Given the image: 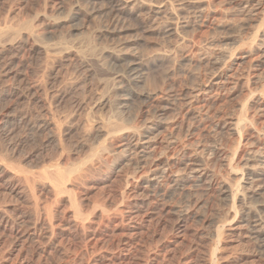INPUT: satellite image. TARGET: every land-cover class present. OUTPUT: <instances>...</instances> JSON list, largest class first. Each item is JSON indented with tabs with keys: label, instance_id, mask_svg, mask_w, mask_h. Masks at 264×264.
<instances>
[{
	"label": "rangeland",
	"instance_id": "obj_1",
	"mask_svg": "<svg viewBox=\"0 0 264 264\" xmlns=\"http://www.w3.org/2000/svg\"><path fill=\"white\" fill-rule=\"evenodd\" d=\"M27 24L64 50L0 51V264H264V0H0L1 39Z\"/></svg>",
	"mask_w": 264,
	"mask_h": 264
},
{
	"label": "bare ground",
	"instance_id": "obj_2",
	"mask_svg": "<svg viewBox=\"0 0 264 264\" xmlns=\"http://www.w3.org/2000/svg\"><path fill=\"white\" fill-rule=\"evenodd\" d=\"M117 1H119V0H117ZM116 2V1H115ZM113 3V2H112ZM117 3V2H116ZM121 3V2H120ZM119 3V4H120ZM127 3V2H126ZM124 5V4H123ZM127 6V5H126ZM118 7V6H117ZM124 7V6H123ZM122 7V8H123ZM118 9V8H117ZM120 9H121V6H120ZM122 12H123V10H122ZM161 12V11H160ZM195 16V15H194ZM4 22V21H3ZM179 22V21H178ZM26 25V24H25ZM28 25V24H27ZM21 26V25H20ZM24 26V25H23ZM1 28V27H0ZM15 28V27H14ZM20 28V27H19ZM21 28H23V27H21ZM31 28H33V27H29V25L28 26H25L22 30H25V31H21L20 29H18V30H15V29H13L11 32H9V34L6 36V39H1V36H3V34H6V33H4L2 30H0V51L3 53V52H8V51H13V50H15L18 46H21L20 44H22L24 41H25V39H30V40H33V42H34V46H35V48H36V50L40 53V55H42V57L44 58V60H42L40 63L41 64H43L42 62L43 61H45V63H44V65H46V60H48L49 61V59L51 58V55L52 54H55V53H57V54H59L58 52L60 51H63L64 49L63 48H61V46L59 47L58 45H55V44H47V43H44L43 42V40H42V42H40L39 40H37V38H36V35H35V33H33V31H32V29ZM6 29V28H5ZM4 29V30H5ZM11 29H12V26H11ZM34 29V28H33ZM10 31V30H9ZM8 32V31H7ZM80 32V31H79ZM46 33V32H45ZM47 34V33H46ZM38 35V34H37ZM82 36V35H81ZM94 36V35H93ZM43 37H44V35H43ZM95 37V36H94ZM4 38V37H3ZM39 38H41V37H39ZM95 39V38H94ZM61 41V40H60ZM91 41V40H90ZM28 42H29V40H28ZM66 42V41H65ZM27 43V42H26ZM60 44V43H59ZM90 44H91V42H90ZM93 44V43H92ZM97 44V43H96ZM24 46V45H23ZM26 46V45H25ZM87 46H88V44H87ZM72 47H73V45H72ZM79 47V46H78ZM94 47V46H93ZM96 47V46H95ZM20 48V47H19ZM34 48V47H33ZM67 48V47H66ZM71 48V47H70ZM84 48V47H83ZM82 48V49H83ZM18 49V48H17ZM23 49V48H22ZM72 49V48H71ZM82 49H81V51L79 52V50L78 51H76L77 52V54H78V52L80 53V55H78V56H80V58L81 57H84V55H85V53L87 54L88 52H90V51H92L93 50V48H88L87 50H85V49H83L84 51H82ZM95 49V48H94ZM109 49V48H108ZM107 49V50H108ZM35 50V51H36ZM74 50V49H73ZM19 51H21L20 49H19ZM65 51H66V49H65ZM72 51V50H71ZM71 51H69V52H71ZM93 51H95V50H93ZM97 51V50H96ZM109 51H110V49H109ZM113 51V50H112ZM115 52V51H114ZM27 53V52H26ZM38 53V54H39ZM68 53V52H67ZM11 54H12V52H11ZM116 54V53H115ZM114 53H111L110 52V54L108 55V57L109 56H111V57H114V59H116V60H119V59H121V57L120 56H117V55H115ZM5 55V54H4ZM8 55V54H7ZM26 55V54H25ZM14 56V55H13ZM12 56V57H13ZM17 56H18V54H17ZM16 56V57H17ZM91 56V55H90ZM98 56V55H97ZM8 57V56H7ZM10 57V56H9ZM12 57H11V59H12ZM39 57V56H38ZM41 56H40V58H42ZM86 57H88V56H86ZM99 57V56H98ZM39 58V59H40ZM53 58H56V56H54ZM90 58H92V57H90ZM7 59H9V58H7ZM10 59V60H11ZM24 59V58H23ZM27 59V58H26ZM52 59V58H51ZM89 59V58H88ZM95 59H96V57H95ZM102 59V58H101ZM1 60V59H0ZM10 60H9V62H10ZM82 60V59H81ZM84 60V59H83ZM87 60V59H86ZM92 60H94V59H92ZM92 60H90L91 61V63H92ZM103 60V59H102ZM7 61V60H6ZM5 61V62H6ZM12 61H14V60H12ZM96 61V60H95ZM95 61H93V63L95 64ZM98 61H99V59H98ZM61 62V61H60ZM82 62H85V61H82ZM87 62H88V60H87ZM16 63V62H15ZM39 63V62H38ZM92 63V64H93ZM130 63V62H129ZM5 64V63H4ZM10 64V63H9ZM41 64H40V66H41ZM47 64H48V62H47ZM65 64V63H64ZM87 64V63H86ZM90 64V63H89ZM100 64V63H99ZM113 64V63H112ZM215 64H217V63H215ZM3 65V64H2ZM15 65V64H14ZM101 65V64H100ZM99 65V66H100ZM138 65V63H136V61H134V63H130V65L129 66H126L127 68L125 69V73H124V71H123V74H125V75H121V76H119V83H123L125 80L127 81V83L129 82H133V80H135L137 77L136 76H138V74H137V66ZM5 67H8V65H4ZM16 66V65H15ZM92 66V69H93V65H91ZM98 66V65H97ZM213 66L215 67V65L213 64ZM2 67V66H1ZM18 67H19V64H18ZM45 67V66H44ZM76 67V66H75ZM89 67H90V65H89ZM40 68V67H39ZM100 67H98V68H95V69H99ZM13 69V68H12ZM28 69V68H27ZM42 69H43V66H42ZM45 69V71H46V69H48V68H44ZM91 69V68H90ZM103 69V68H102ZM124 69V68H123ZM0 70H2V69H0ZM10 70V69H9ZM14 70V69H13ZM94 70V69H93ZM139 70H140V67H139ZM11 71V70H10ZM44 71V72H45ZM107 71H109V70H107ZM2 72V71H1ZM18 72V71H17ZM96 72L97 71H95L94 73L96 74ZM141 72H142V70H141ZM140 72V73H141ZM4 73V72H3ZM3 73H1V74H3ZM7 73L9 74V72L7 71ZM6 73V74H7ZM11 73V72H10ZM15 73V72H14ZM19 73V72H18ZM26 73V72H25ZM74 73H76V72H74ZM93 73V72H92ZM5 74V73H4ZM6 74L4 75V76H6ZM35 74V73H34ZM86 74V73H85ZM121 74V73H120ZM19 75H21V74H19ZM25 75V74H24ZM29 75V74H28ZM43 75V74H42ZM44 75H45V73H44ZM92 75V74H91ZM117 75H119V74H117ZM141 75V74H140ZM71 76H73V75H71ZM0 77H1V75H0ZM9 77V76H8ZM18 77V76H17ZM22 77H23V75H22ZM28 77V76H27ZM32 77V76H31ZM66 77V76H65ZM140 77V76H139ZM142 77V76H141ZM16 78V77H15ZM24 78V77H23ZM23 78H21V83L22 82H24V81H22V79ZM38 78V77H37ZM72 78V77H71ZM94 78V77H93ZM4 79V78H3ZM2 79V80H3ZM40 80H41V77L39 78ZM78 79V78H77ZM1 80V79H0ZM6 81L8 80V79H5ZM4 80V81H5ZM26 80V79H25ZM6 81H5V84H6ZM14 81V80H13ZM12 81V82H13ZM33 81V80H32ZM37 81V80H36ZM45 81V80H44ZM66 81V80H65ZM69 81V80H68ZM71 81H73V80H71ZM103 80H101V82H102ZM9 82V81H8ZM11 82V83H12ZM28 82V81H27ZM38 82V81H37ZM76 82H79L78 80H76ZM75 82V84H78V83H76ZM107 82V81H106ZM1 83H3V82H1ZM100 83V82H99ZM103 83H105V82H103ZM102 83V84H103ZM113 83H115V81L113 82ZM117 83V82H116ZM115 83V84H116ZM4 84V83H3ZM47 84V83H46ZM84 84V83H83ZM114 84V86H116ZM118 84V83H117ZM126 84V83H125ZM41 85V84H40ZM43 85V84H42ZM60 85V84H59ZM74 85V84H73ZM105 85H106V87H107V85H108V83H105ZM110 86H111V83L109 84ZM123 85V84H122ZM9 85H7V87H8ZM36 86H38V85H36ZM76 86V85H75ZM118 86V85H117ZM119 86H121V84L119 85ZM1 87V86H0ZM5 87H6V85H5ZM4 87V88H5ZM12 87H13V85H12ZM29 87V86H28ZM34 87V86H33ZM38 87H41V86H38ZM73 87V86H72ZM76 87H78V86H76ZM123 87V86H122ZM133 86H131V88H132ZM47 88V87H46ZM74 88V87H73ZM80 88H81V85H80ZM104 88V87H103ZM114 88V87H113ZM112 88V89H113ZM117 88V87H116ZM22 89V88H21ZM42 89V88H41ZM60 89V88H59ZM72 89V88H71ZM1 90H2V88H1ZM20 90V89H19ZM32 90V89H31ZM45 90V89H44ZM109 90V89H108ZM119 90V89H118ZM4 91V93H5V89L4 90H2V92ZM7 91H8V89H7ZM12 91V90H11ZM11 91H9V92H11ZM15 91V90H14ZM28 91V90H27ZM39 91V90H38ZM50 91V90H49ZM73 91H74V89H73ZM19 92V91H18ZM30 93H31V91H29ZM43 92V91H42ZM41 92V93H42ZM47 92V91H46ZM46 92H44V94L46 93ZM69 92H70V90H69ZM109 92V91H108ZM110 92H111V90H110ZM1 93V92H0ZM26 93V92H25ZM35 93V92H34ZM34 93H33V95H34ZM40 93V92H39ZM149 93V92H148ZM6 94H7V92H6ZM11 94H13V92L11 93ZM24 94V93H23ZM47 94V93H46ZM45 94V95H46ZM105 94V93H104ZM124 94V93H123ZM131 94H132V92H131ZM9 95V94H8ZM38 95V94H37ZM42 95V94H41ZM107 95V94H106ZM114 95V94H113ZM120 95V94H119ZM137 95V94H136ZM1 96V95H0ZM7 96V95H6ZM10 96V95H9ZM8 96V97H9ZM12 96V95H11ZM60 96V95H59ZM89 96V95H88ZM101 96V95H100ZM121 96V95H120ZM128 96V95H127ZM131 96V95H130ZM130 96H128L129 97V99H130ZM19 97H20V95H19ZM21 97H22V95H21ZM27 97V96H26ZM36 97V96H35ZM45 97H47V96H45ZM55 97V96H54ZM84 97V96H83ZM86 97V96H85ZM99 97V96H98ZM102 97L103 96H101V99H102ZM136 97V96H135ZM138 97V96H137ZM142 97L143 98H148L149 99V96L148 95H142ZM152 97V96H151ZM169 97V96H168ZM17 98V97H16ZM42 98H44V97H42ZM3 99V98H2ZM2 99H1V101H2ZM6 99V98H5ZM41 99V98H40ZM48 99V98H47ZM46 99V100H47ZM60 99V98H59ZM99 99V98H98ZM111 99V98H110ZM171 99V98H170ZM17 100V99H16ZM94 100V99H93ZM103 100V99H102ZM105 100V99H104ZM112 100V99H111ZM140 100V99H139ZM149 100H151V99H149ZM20 101V100H19ZM98 101V100H97ZM100 101V100H99ZM125 101H126V99H125ZM128 101V100H127ZM142 101H144V100H142ZM164 101V100H163ZM13 102V101H12ZM101 102V101H100ZM112 102H113V100H112ZM111 102V103H112ZM130 102V101H129ZM144 102H146V101H144ZM144 102H142V103H144ZM23 103V102H22ZM98 103V102H97ZM120 103V102H119ZM147 103V102H146ZM145 103V104H146ZM162 103V102H161ZM92 104V103H91ZM118 104V103H117ZM122 104V103H121ZM125 104V103H124ZM25 105H27V104H25ZM72 105V104H71ZM103 105H105V104H103ZM107 105V104H106ZM109 105H111V104H109ZM114 105V104H113ZM116 105V104H115ZM133 105V104H132ZM42 106V105H41ZM66 106V105H65ZM76 106V105H75ZM89 106V105H88ZM91 106V105H90ZM99 106H101V105H99ZM108 106V105H107ZM168 106V105H167ZM49 107V106H48ZM97 107V106H96ZM104 107V106H103ZM110 107V106H109ZM115 107V106H114ZM114 107H113V109H114ZM117 107V106H116ZM120 107V106H119ZM123 107V106H122ZM6 108V107H5ZM91 108V107H90ZM111 108V107H110ZM124 108V107H123ZM161 108H162V106H161ZM166 108H168V107H166ZM38 109V108H37ZM102 109V108H101ZM118 109V108H117ZM169 109V108H168ZM91 110H92V108H91ZM119 111H120V109H118ZM117 110V111H118ZM115 111V110H114ZM118 111V112H119ZM164 111V110H163ZM42 112V111H41ZM93 112V111H92ZM101 112V111H100ZM116 112V111H115ZM117 112V113H118ZM49 113V112H48ZM52 113V112H51ZM88 113V112H87ZM54 114V113H53ZM110 114V113H109ZM113 114V113H112ZM121 114H123V112H120V114H118V116L119 115H121ZM29 115V114H28ZM63 115V114H62ZM89 115V114H88ZM131 115V114H130ZM8 116H9V114H8ZM11 116V115H10ZM42 116V115H41ZM51 116H53V115H51ZM54 116H56V113H55V115ZM65 116H68V115H65ZM101 116V115H100ZM113 116H114V114H113ZM113 116H112V118H113ZM117 116V115H116ZM116 116H115V118H116ZM123 116V115H122ZM59 117V116H58ZM90 117V116H89ZM124 117H125V115H124ZM131 117H132V115H131ZM137 117V116H136ZM142 117V116H141ZM32 118V117H31ZM52 118V117H51ZM50 118V119H51ZM56 118V117H55ZM55 118L53 117L52 119H54L55 120ZM60 118V117H59ZM69 118V117H68ZM81 118V117H80ZM96 118V117H95ZM111 117H109V118H105V116H104V118L103 117H100V119H98V120H96L95 121V124H91V125H95V126H93V127H96L97 128V130H98V133H99V135H100V137L102 138H108L109 136H111L112 135V133H115L117 130H116V128L120 125V127L121 126H123L124 124L126 125V123H124L123 121H121V120H125V119H120L119 117H118V119H120V122H115V121H113V119H112ZM22 119V118H21ZM26 119H28V118H26ZM25 119V120H26ZM44 119V118H43ZM58 119V118H57ZM61 119V118H60ZM59 119V120H60ZM64 119H66V118H64ZM118 119H115V120H118ZM12 120V119H11ZM126 120H127V118H126ZM129 120V119H128ZM130 120H131V118H130ZM7 121V120H6ZM21 121V120H20ZM50 121V120H49ZM56 121V120H55ZM55 121H50L49 123H46V121H45V123H46V127H48V128H52V129H57V132H58V130L61 128H59L58 127V122H55ZM58 121V120H57ZM69 121V120H68ZM93 121V120H92ZM119 121V120H118ZM132 121V120H131ZM26 122V121H25ZM60 122V121H59ZM64 122V121H63ZM65 122H67V121H65ZM65 122H64V124H65ZM130 122V121H129ZM61 123H62V121H61ZM61 123H59L60 124V126H63V125H61ZM70 122H68V124H69ZM27 124H29L28 123V121H27ZM44 124V123H43ZM42 124V125H43ZM67 124V123H66ZM7 125H8V123H7ZM17 125V124H16ZM71 125V124H70ZM73 126V125H72ZM129 126H132L133 127V125L132 124H128L127 125V127H129ZM19 127V126H18ZM89 128H90V126H88ZM79 128V127H78ZM16 129V128H15ZM93 129V128H92ZM129 129V128H128ZM31 130V129H30ZM45 130V129H44ZM51 130V129H50ZM119 130V129H118ZM132 130V129H131ZM25 131V130H24ZM48 131H49V129H48ZM51 131H53V130H51ZM56 131V130H55ZM86 131H88L87 129H86ZM91 131H94V130H91ZM114 131V132H113ZM34 132V131H33ZM60 132V131H59ZM58 132V133H59ZM68 133V132H67ZM87 133H89V132H87ZM86 133V134H87ZM90 133H92V132H90ZM89 133V134H90ZM118 133V132H117ZM137 133V132H136ZM135 133V134H136ZM12 134V133H11ZM119 134V133H118ZM52 135V134H51ZM59 135V134H58ZM57 135V136H58ZM95 135H96V133H95ZM115 135V134H114ZM145 135V134H144ZM54 136V135H53ZM98 136V135H97ZM116 136V135H115ZM139 136V135H138ZM19 137V136H18ZM17 137V138H18ZM87 137V136H86ZM85 137V138H86ZM96 137V136H95ZM99 137V138H100ZM53 138V137H52ZM84 138V137H83ZM90 138V137H89ZM88 138V139H89ZM100 138V139H101ZM87 139V138H86ZM109 139V138H108ZM53 140V139H52ZM85 140V139H84ZM83 140V141H84ZM53 141H55L56 143H57V145H58V147H59V149L60 150H62V143L60 144L59 143V140L58 139H56V138H54V140ZM62 141V140H61ZM83 143V142H82ZM86 143V142H85ZM104 143V142H103ZM92 144V143H91ZM98 144H100V143H98ZM106 144V143H105ZM54 145V144H53ZM103 145V144H102ZM107 145V144H106ZM105 145V146H106ZM94 146V145H93ZM92 146V147H93ZM6 147V146H5ZM8 147V146H7ZM83 147H85V146H83ZM83 147H81V148H83ZM88 147H89V144H88ZM91 147V149H94V148H92ZM95 147V146H94ZM96 147H97V145H96ZM102 147V146H101ZM80 148V147H79ZM105 148V147H104ZM103 148V149H104ZM90 149V148H89ZM90 149V150H91ZM97 149V148H96ZM130 149V148H129ZM71 150V149H70ZM89 150V151H90ZM105 150V149H104ZM214 150V149H213ZM218 150V149H217ZM81 151H83V150H81ZM95 150H93V152H94ZM100 151V150H99ZM106 151V150H105ZM104 151V152H105ZM61 152V151H60ZM86 152H88V150L86 151ZM107 152V151H106ZM213 152V151H212ZM90 153H92V152H90ZM98 153V152H97ZM102 153V152H101ZM144 153V152H143ZM216 152L214 151V154H215ZM218 153V152H217ZM221 153V152H220ZM2 154V153H1ZM63 155V154H62ZM69 155V154H68ZM94 155V154H93ZM220 155V154H219ZM3 156V155H2ZM1 156V157H2ZM59 156V155H58ZM57 156V157H58ZM79 156V155H78ZM146 156V155H145ZM144 156V157H145ZM214 156H216V155H214ZM62 157V156H61ZM88 157V156H87ZM94 157V156H93ZM101 157V156H100ZM212 157V156H211ZM89 158V157H88ZM2 159V158H1ZM93 159V158H92ZM141 159H142V157H141ZM59 160H61L60 158H59ZM81 160V158H79V161ZM133 160V159H132ZM131 160V161H132ZM142 160H144V159H142ZM207 160V159H206ZM262 160V159H261ZM82 161V160H81ZM138 161H139V159H138ZM8 162V161H7ZM145 162V161H144ZM203 162V161H202ZM262 162V161H261ZM9 163V162H8ZM90 163V162H89ZM139 163V162H138ZM143 164V163H142ZM201 164V163H200ZM44 165V164H43ZM76 165H77V163H76ZM75 165V166H76ZM153 165V164H152ZM194 165V164H193ZM196 166H197V168L198 169H196L195 170V172L197 173V174H199L198 176H196L198 179H202L203 178V176H204V171L201 169V165H197V164H195ZM207 165V164H206ZM49 166V165H48ZM51 166V165H50ZM49 166V167H50ZM151 166V165H150ZM78 167V166H77ZM76 167V168H77ZM146 167V166H145ZM194 167V166H193ZM192 167V168H193ZM69 168V167H68ZM75 168V169H76ZM151 168V167H150ZM204 168V167H203ZM71 169H73L72 167H71ZM81 169V168H80ZM143 169V168H142ZM194 169V168H193ZM192 169V170H193ZM205 169V168H204ZM153 170V169H152ZM64 171H66L67 172V169H63L61 166H60V163L59 162H57L56 164H54L53 163V165H52V167H51V169H50V173H49V175H47L48 176V178H50L51 177V179H52V181H53V184H55L56 185V188L57 189H61L62 190V188H61V186L63 185V183H62V181L64 180V176H67V175H64V173H66V172H64ZM70 171V170H69ZM68 171V172H69ZM77 172L76 170H73V171H70L71 173H73V172ZM79 171H82V170H79ZM143 171V170H142ZM160 171V170H159ZM194 171V170H193ZM203 171V172H202ZM86 172V171H85ZM78 173V172H77ZM80 173V172H79ZM78 173V174H79ZM146 173V172H145ZM253 173V172H252ZM264 174V173H263ZM73 175V174H72ZM77 175V174H76ZM50 176V177H49ZM154 176V175H153ZM156 176V175H155ZM208 176V175H207ZM211 176V175H210ZM163 177V176H162ZM161 177V178H162ZM213 177H214V175H213ZM45 178V177H44ZM196 178V179H197ZM216 179V178H215ZM31 180V179H30ZM163 180V179H162ZM217 180V179H216ZM250 180H251V184H254V183H256V182H259L260 181V179L258 178V176H257V174H255V173H253L252 175H251V178H250ZM28 182H29V180H27ZM51 181V180H50ZM208 181V180H207ZM212 181H213V179H211L210 180V182L212 183ZM263 181V180H262ZM200 182V181H199ZM215 182V181H214ZM51 183V182H50ZM260 183V182H259ZM65 184V183H64ZM263 184V183H262ZM198 185V184H197ZM260 185V184H259ZM1 186V185H0ZM161 186V185H160ZM222 186V185H221ZM262 186V185H261ZM260 186V187H261ZM65 186H63V188H64ZM259 186H258V188H260ZM262 188L264 189V185L262 186ZM64 190V189H63ZM67 190V189H66ZM228 190H229V187H225L224 188V191H223V193H228ZM232 190V189H231ZM33 191V190H32ZM69 192V191H68ZM19 193V192H18ZM58 193V192H57ZM71 193V192H70ZM155 193V192H154ZM32 194H33V192H32ZM33 195H35V194H33ZM32 195V196H33ZM228 195V194H227ZM247 196H249V195H247ZM157 199V198H156ZM234 200H235V198H234ZM252 200V199H251ZM259 200V199H258ZM247 201V200H246ZM248 202V201H247ZM253 202V201H252ZM248 203H250V202H248ZM263 203V202H262ZM246 205H247V203H246ZM250 205H252L251 203H250ZM253 206H255L254 204H253ZM252 207V206H251ZM250 208V207H249ZM258 208V207H257ZM261 208H264V205H262V207ZM257 209V211H255V210H253V209H250L249 211H248V213H247V217L246 218H248L249 220L248 221H250V220H252V221H254V222H258V221H262V223L264 222V220H263V218H261V214H263V213H261V214H259V211H262L263 209ZM254 209H255V207H254ZM136 213V212H135ZM175 213V212H174ZM129 220V219H128ZM178 220V219H177ZM259 223V222H258ZM264 224V223H263ZM262 227H263V225H262ZM256 229H258V228H256ZM253 230V235L255 236V238L257 239V241H259L260 243L259 244H261V246H264V230H262L261 228H259V229H261V230ZM135 235V234H134Z\"/></svg>",
	"mask_w": 264,
	"mask_h": 264
}]
</instances>
